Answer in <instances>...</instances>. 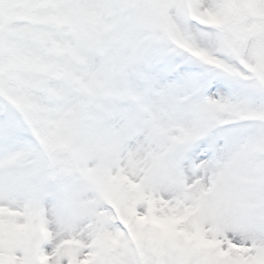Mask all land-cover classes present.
Masks as SVG:
<instances>
[{
    "label": "snow or ice",
    "instance_id": "6c2138e0",
    "mask_svg": "<svg viewBox=\"0 0 264 264\" xmlns=\"http://www.w3.org/2000/svg\"><path fill=\"white\" fill-rule=\"evenodd\" d=\"M0 264H264V0H0Z\"/></svg>",
    "mask_w": 264,
    "mask_h": 264
}]
</instances>
